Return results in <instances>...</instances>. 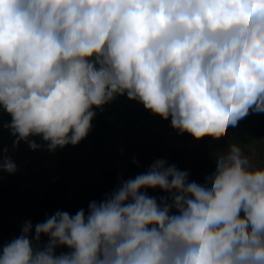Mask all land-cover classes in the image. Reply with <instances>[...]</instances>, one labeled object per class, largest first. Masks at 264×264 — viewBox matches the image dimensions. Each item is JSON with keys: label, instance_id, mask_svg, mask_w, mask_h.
<instances>
[{"label": "clouds", "instance_id": "1", "mask_svg": "<svg viewBox=\"0 0 264 264\" xmlns=\"http://www.w3.org/2000/svg\"><path fill=\"white\" fill-rule=\"evenodd\" d=\"M118 96L197 140L264 113V0H0V113L14 146L77 145ZM16 170L0 156V171ZM32 228L0 264H264V166L230 143L201 185L159 159L87 212L36 224L35 244Z\"/></svg>", "mask_w": 264, "mask_h": 264}, {"label": "rangeland", "instance_id": "2", "mask_svg": "<svg viewBox=\"0 0 264 264\" xmlns=\"http://www.w3.org/2000/svg\"><path fill=\"white\" fill-rule=\"evenodd\" d=\"M94 111L87 137L55 151L47 150L40 137L31 138L43 145L36 150L24 141L14 146L15 137L4 127L10 123L9 114L0 113V156L11 157L17 167L13 174L0 171V254L28 222L33 226L30 237L35 244V226L47 218L34 212L29 203L41 194L49 202L62 198L75 208L87 193L103 188L102 201L121 180L145 173L159 159L187 171L189 181L203 185L216 170V157L226 152L230 143H238L254 167L264 166V113H250L217 141L181 134L171 126V118L153 115L127 96H118L102 111ZM146 193L158 201L168 195L160 189H147ZM47 241L42 235L41 245Z\"/></svg>", "mask_w": 264, "mask_h": 264}, {"label": "trees", "instance_id": "3", "mask_svg": "<svg viewBox=\"0 0 264 264\" xmlns=\"http://www.w3.org/2000/svg\"><path fill=\"white\" fill-rule=\"evenodd\" d=\"M9 117V122L11 121L10 115ZM104 194V189L103 188H98L90 191L85 195L83 198V201L76 206L75 208L70 206L66 200L57 199L54 202H49L44 194H41L38 200L35 202H30L29 206L34 209V212L37 214L49 218L52 215H54L57 211H64L69 213L70 215H75L76 212L80 209H84L85 212H87L89 203L92 201H96L97 203L101 202V199ZM69 249L65 247H59V250L56 251V254L59 255L61 252L67 253Z\"/></svg>", "mask_w": 264, "mask_h": 264}]
</instances>
